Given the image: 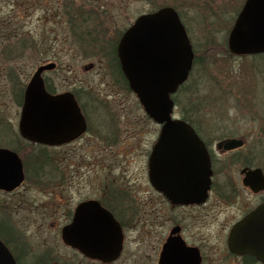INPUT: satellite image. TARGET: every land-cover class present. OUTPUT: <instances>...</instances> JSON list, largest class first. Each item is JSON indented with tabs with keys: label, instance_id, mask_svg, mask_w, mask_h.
I'll use <instances>...</instances> for the list:
<instances>
[{
	"label": "flooded vegetation",
	"instance_id": "obj_1",
	"mask_svg": "<svg viewBox=\"0 0 264 264\" xmlns=\"http://www.w3.org/2000/svg\"><path fill=\"white\" fill-rule=\"evenodd\" d=\"M155 1L150 0L154 6L151 5L147 11L144 10L143 0H82L62 5L58 16L74 44L75 54L70 55L71 60L60 67L64 68L63 72L72 75L77 72L96 73L99 75L96 85L104 87L99 89V93L114 98L107 100L92 96L88 92L91 87L76 86L75 78L68 79L65 88L57 91L46 73L57 69L59 63L50 60L44 64L53 63L54 66L42 73L45 88L53 94L70 92L76 104L63 110V113L73 115V120L53 134L61 141L49 144L24 137L19 131L20 112L14 124L15 130L0 121V149L16 156L15 159L6 158L11 161L12 168L0 178V241L17 264H77L80 258L91 264H113L122 258L127 249V232L132 227L139 231L140 248H151V255L143 253L140 264H159L163 246L170 238L178 239L189 247L191 259L199 257L198 264H264L252 254L233 253L228 248L232 227L264 202V190L254 192L242 183L245 169L259 167L264 173V166L255 163V138L262 136L264 130H245L239 125V129L233 127V132L223 131L220 130L224 128L221 121L216 122L217 125L211 124L209 130L206 129L207 116L186 114L188 120H185L184 114L181 115L179 118L190 124L206 149L211 175L206 194L188 202V167L182 162L180 168L161 172L158 169L162 165L160 161L166 158L158 157V162L154 164L157 168L153 173L155 182L169 185L172 193H177V185L187 187L186 192H181L186 195L180 194L186 201L178 202L176 194L169 197L150 178L149 160L154 146L160 143L162 125L146 115L136 98L137 106L143 111L140 117L150 120L153 130L139 131L126 126V118L130 116L122 108L128 106L127 95L134 93L122 71L117 47L123 33L141 15L170 6L183 26V21L190 20L192 38L185 31L193 54L191 72L202 57L197 49L198 42L202 41L204 45L218 41V36L206 32L198 37L199 41L195 39V29L203 23L211 27L213 19L203 18V12L195 5H190L191 13L188 15L190 0L178 2L179 6L175 0L167 5L154 4ZM245 1L234 2L232 13L235 11V15L227 35L219 38L225 43L222 46L225 54L253 59L254 56L264 55V52L237 55L228 48L229 32ZM215 4L216 0H209V9ZM193 6L196 8L192 11ZM195 14L200 16L199 20L193 18ZM226 31L222 29V32ZM187 82L188 79L172 95L174 112L175 95ZM108 90L109 93H105ZM237 99H241L240 94ZM65 102L70 103L69 99ZM21 105L22 101L20 108ZM115 108L122 115L117 114L118 111L114 114ZM116 117L124 126L122 131L117 129ZM173 117L176 116L173 114ZM240 118L252 119L249 116ZM235 123L238 125L239 120ZM3 128L6 131H2ZM228 139L239 140L240 146L226 150L222 142ZM198 178V175L195 176L194 181ZM39 194L43 197L38 198ZM43 204L49 208L34 211V206ZM77 211L84 218L100 217L116 221L122 234V249L116 259L108 262L92 259L64 242L63 229L72 222ZM35 213L58 219L54 228L60 246L62 250L71 252L72 257L55 253L40 241H32L33 235H36L31 232V219ZM50 226H54V222ZM149 238L152 240L149 241Z\"/></svg>",
	"mask_w": 264,
	"mask_h": 264
},
{
	"label": "water",
	"instance_id": "obj_2",
	"mask_svg": "<svg viewBox=\"0 0 264 264\" xmlns=\"http://www.w3.org/2000/svg\"><path fill=\"white\" fill-rule=\"evenodd\" d=\"M228 48L237 55L264 52V0L245 1L229 32ZM117 53L129 88L145 113L154 122L162 124L160 143L154 146L149 160L152 183L160 186L169 197L176 194L178 202L186 201L180 194L185 196L186 193L181 192H186L187 187L177 185V193H172L169 185L155 182L153 175L157 171L154 164L158 157L166 158L160 161L162 165L158 169L161 172L180 168L179 164L184 162L188 167V202L196 201L209 187L210 158L192 127L182 119L171 118L173 101L170 96L187 79L193 57L186 32L174 9L166 6L141 15L122 35ZM53 66V63L40 65L31 75L23 92L19 120V131L24 137L49 144L61 141L53 134L73 120V115L63 113V110L76 106L71 93L50 94L46 91L41 74ZM66 99L70 103L65 102ZM222 144L230 150L239 147L240 141L228 139ZM7 157L16 158L10 151L0 149V178L12 168ZM243 172L245 186L254 192L264 190V174L260 168ZM197 175L198 181H194ZM121 235L115 220L84 218L80 211L63 229L66 244L103 262L119 256ZM228 248L233 253L252 254L264 262V202L232 227ZM190 250L182 241L170 238L163 246L159 264H198L199 257L191 259ZM0 264H17L2 242Z\"/></svg>",
	"mask_w": 264,
	"mask_h": 264
},
{
	"label": "rangeland",
	"instance_id": "obj_3",
	"mask_svg": "<svg viewBox=\"0 0 264 264\" xmlns=\"http://www.w3.org/2000/svg\"><path fill=\"white\" fill-rule=\"evenodd\" d=\"M79 1L82 0H0V121L9 124L11 130H15L14 124L18 121L20 112V102L15 95L18 82L24 86L36 66L50 60H56L59 63L57 69L46 73L49 82L57 91L65 88L64 84L68 79L75 78L76 86L91 87L88 92L92 96L107 100L114 98L112 95L104 96L99 93V89L104 87L96 85L99 83V75L96 73L77 72L72 75L63 72L64 68L60 67L71 60L70 55H74L75 51L74 44L70 41L66 27L60 21L58 14L62 5ZM172 1L174 0H157L154 4L167 5ZM180 1L182 0H175L177 3ZM235 1L237 0H216L212 9H209V0H203L202 4L200 0L188 1V15L191 13L190 5H195L203 12V18L213 19L211 27L203 23L201 27L195 29V39L199 41L198 37L206 32V34L218 36V41L214 40L204 45L202 41L198 42L197 49L202 57L195 65L196 68L187 85L175 95L174 115L176 117L183 114L205 115L207 116L205 122L208 124L206 129L211 124L217 125L216 122L221 121L220 124L224 125V128L220 130L223 131L233 132V127L239 129L241 125L245 130L252 129L257 132L264 130V55L254 56L253 59L231 57L223 52L222 46H225V43L223 44L222 39L219 38L227 35L235 15V11L232 13ZM142 4L145 11L151 5L154 6L150 0H143ZM177 5L179 6V3ZM195 6L191 7L192 11L196 8ZM193 18L199 20L200 16L195 14ZM183 24L192 38L193 27L190 20L183 21ZM119 25L122 28V24ZM222 29L227 31L222 32ZM105 93H109V90ZM239 94L241 99H237ZM127 99L128 106L122 108L130 116L126 118L127 128L152 131L151 121L140 117L143 111L137 106L136 97L128 94ZM193 103L197 106V108L194 107L195 110L191 107ZM117 111L118 109L115 108L113 113ZM117 114L122 115L119 111ZM241 116H249L252 119L240 118ZM116 118L117 129L122 131L124 126H121L120 118ZM236 120H239L238 125L235 123ZM2 131H6L5 128ZM255 143V163L262 164L263 167L264 133L255 138ZM40 196L43 197L39 194L38 198ZM44 208L48 209L49 206L45 204L39 207L34 206V211ZM40 215L35 213L31 219V232L37 235V238L33 235L32 241H40L55 253L59 252L72 257L71 252L62 250L60 246L58 233L54 228L58 224V219ZM52 222L54 226L51 227ZM137 231L135 227H132L127 232L129 242L127 249L122 258L113 264H140L143 261V253L151 255L150 246L140 248V236ZM150 240L152 238H149ZM79 260L77 264H91L82 258Z\"/></svg>",
	"mask_w": 264,
	"mask_h": 264
},
{
	"label": "trees",
	"instance_id": "obj_4",
	"mask_svg": "<svg viewBox=\"0 0 264 264\" xmlns=\"http://www.w3.org/2000/svg\"><path fill=\"white\" fill-rule=\"evenodd\" d=\"M196 62H197V61H196ZM197 64H198V63H197ZM195 68H196V67H195V65H194V69H195ZM194 69H193V70H194ZM192 73H193V71L191 72V76H192ZM16 89H17V91H16V93H15V95H16V99L21 103V101H22V94H23V85L20 84V83L18 82V86H17ZM191 107H193L192 109H194V110H195V108H197V106H196L195 103H193ZM194 107H195V108H194ZM183 119L188 120L186 115H184Z\"/></svg>",
	"mask_w": 264,
	"mask_h": 264
}]
</instances>
